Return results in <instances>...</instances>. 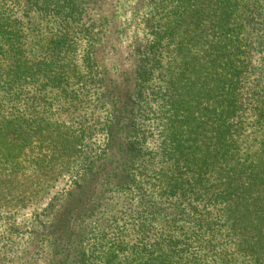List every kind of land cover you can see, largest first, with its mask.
Here are the masks:
<instances>
[{
    "label": "trees",
    "instance_id": "16d2710c",
    "mask_svg": "<svg viewBox=\"0 0 264 264\" xmlns=\"http://www.w3.org/2000/svg\"><path fill=\"white\" fill-rule=\"evenodd\" d=\"M0 222V264H264V0H0Z\"/></svg>",
    "mask_w": 264,
    "mask_h": 264
},
{
    "label": "rangeland",
    "instance_id": "374dc122",
    "mask_svg": "<svg viewBox=\"0 0 264 264\" xmlns=\"http://www.w3.org/2000/svg\"><path fill=\"white\" fill-rule=\"evenodd\" d=\"M71 119V117L65 116L60 118L59 122H66L67 125L65 126H67V130L70 131L82 125L80 124L81 120L76 121V119L73 118V122H70L69 120ZM99 128L100 125L98 124L97 130H99ZM71 135H73V133H71ZM84 158L85 155H83L81 152L75 153L72 157L67 156L66 159H64V162L66 163L64 167L62 168L63 162L59 169L57 168L56 172L54 173L56 174L54 175L56 179L53 185L50 188L45 189V192L39 199L34 197L29 199L30 193H28L25 199L26 202L19 203L21 199H24L23 191L25 190L26 184L20 181L6 179L2 187L3 189L1 192V197H6L7 202H9L7 196L11 195L14 206L8 205L7 207H4V209L7 210L11 206L17 207V209L14 208L12 210V212L15 214L16 224L30 225L31 222H34L37 216H41L45 212V210L52 204L54 200L60 198L72 190V177L76 175L79 164ZM21 204H24V206H21ZM3 226L4 224L0 222V231H3ZM27 227L30 229V226ZM27 240V238L19 240L18 242H20V244L17 247L23 249L27 244Z\"/></svg>",
    "mask_w": 264,
    "mask_h": 264
}]
</instances>
